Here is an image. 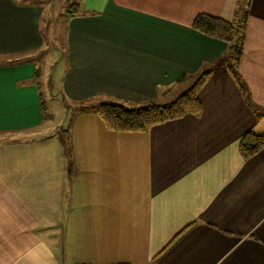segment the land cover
<instances>
[{"label":"crops","instance_id":"0c3cea01","mask_svg":"<svg viewBox=\"0 0 264 264\" xmlns=\"http://www.w3.org/2000/svg\"><path fill=\"white\" fill-rule=\"evenodd\" d=\"M45 1L0 0V264H264V147L239 150L264 132V0H81L61 39ZM244 10L246 95L228 43L192 28ZM205 70L199 115L115 132L96 112L166 104Z\"/></svg>","mask_w":264,"mask_h":264},{"label":"trees","instance_id":"16d2710c","mask_svg":"<svg viewBox=\"0 0 264 264\" xmlns=\"http://www.w3.org/2000/svg\"><path fill=\"white\" fill-rule=\"evenodd\" d=\"M80 6L81 0H75L72 7L65 10V16L70 18L82 14ZM246 16V10L238 12L232 20L198 13L192 21L194 30L228 43L227 52L221 58V63L228 69L244 95H246V88L239 78L236 68L243 45ZM210 73L209 70L202 71L192 86L169 103L157 104L150 101L143 105L128 107L114 101H103L96 105V112L103 125L115 132H143L154 125L180 118L186 114L199 115L202 107L198 99V92ZM185 77V75H181L177 81H183ZM41 109L44 110L42 101ZM253 109L255 113L258 112L256 107ZM262 147H264V132L257 134L249 130L239 142V150L243 157L254 155ZM185 229L175 235L167 246L172 244Z\"/></svg>","mask_w":264,"mask_h":264},{"label":"rangeland","instance_id":"374dc122","mask_svg":"<svg viewBox=\"0 0 264 264\" xmlns=\"http://www.w3.org/2000/svg\"><path fill=\"white\" fill-rule=\"evenodd\" d=\"M73 2H75V0H46L44 2V8H45L44 12L47 10V14H46V18H45V16H42V18L44 19L42 25L44 27V25H47V23H48V27H49L48 32H47L48 35H51L52 37H53V35H56L59 37V39H61V37H63V34H62L63 25H64V22L66 19L64 16L65 10L70 9L72 7ZM80 10L83 11L81 6H80ZM49 14H50V16H49ZM49 22L52 24V26L50 25ZM53 31H54V34H53ZM55 60L58 61V63L57 64L53 63V66H54L53 72L52 73L49 72L50 76L52 78L51 83H53V85L58 84V82L60 81V75H61L60 70L62 68V66H61L62 61H60V58L57 57ZM41 61H44V60H41ZM40 68H41V73L44 75V77L41 80V83L45 81V83L42 84V87H47L46 80L47 79L49 80V76H47L48 78L46 79L45 74H44L47 67L42 64L40 66ZM54 70L56 72H54ZM196 77H193V78L192 77H189V78L185 77L184 81L179 86L183 87V89L185 91L186 89H188L190 86H192L195 83ZM179 86L176 89L180 88ZM169 96L170 95H168L167 99H169ZM48 97H46L45 100H46L47 109L50 111L51 107H53V103L60 102L61 97H60V94L57 92H53V96H51L50 98H48ZM176 97H174V99ZM172 100H170L169 102H171ZM163 102H165L164 99L162 100V103ZM169 102H167V103H169ZM94 106L96 107V105H94ZM128 107H130V106H128ZM55 111H56L55 118H56V120H59L61 117V114H59L58 110H55ZM200 113H201V111H200ZM70 117H71V120L73 121L74 112H72Z\"/></svg>","mask_w":264,"mask_h":264}]
</instances>
